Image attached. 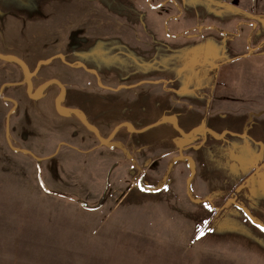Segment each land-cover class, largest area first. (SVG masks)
<instances>
[{
  "label": "rangeland",
  "instance_id": "1",
  "mask_svg": "<svg viewBox=\"0 0 264 264\" xmlns=\"http://www.w3.org/2000/svg\"><path fill=\"white\" fill-rule=\"evenodd\" d=\"M0 50L21 55L24 67L40 58L37 77L58 78L51 62L61 57L81 66V81L75 80L81 85L92 76L97 85L143 78L173 86L188 112L186 125L176 121V96L151 99L149 117L164 113L160 122H173L179 133L173 147L164 161L142 164L154 154L134 147L129 154L125 143L107 138L102 143L110 151L126 149L113 165L99 151L81 156L62 142L45 153L46 135L57 141L68 132L56 125L49 104L28 116L31 123L22 105L16 121L31 133L30 150L13 146L9 120L16 102L5 95L20 85L3 90L0 264H264V147L247 151L254 134L264 135V89L253 85L252 62L264 55V0H0ZM54 53L57 58L49 57ZM232 65L250 85L243 79L224 85L221 75ZM13 67L16 61L0 58L5 75ZM189 93L211 94V117L207 105H198L204 119L195 121ZM75 95L71 90L68 98ZM131 108L125 107L123 125L129 131L147 113Z\"/></svg>",
  "mask_w": 264,
  "mask_h": 264
},
{
  "label": "crops",
  "instance_id": "2",
  "mask_svg": "<svg viewBox=\"0 0 264 264\" xmlns=\"http://www.w3.org/2000/svg\"><path fill=\"white\" fill-rule=\"evenodd\" d=\"M76 17L79 19L78 15H76ZM15 28L17 27L15 26ZM5 52V50H0L1 55ZM56 54L54 53L49 57H55ZM13 55L17 58H20L19 56H21L19 54ZM60 55L64 56L62 53H60ZM261 57L264 58V55H260V57L257 56V58L252 61L255 67L264 66V61L259 59ZM39 60L41 61L39 58L37 59V63L32 64V68L26 66L24 67V65L17 63L18 67H13L14 70L10 76L5 75L0 68V94L3 93V90L6 91L8 86L20 85V90L16 93L9 92L5 95V97H8L16 102L15 111L9 120V131L13 146L15 147H25L29 149V146L26 145V141L31 136V133L28 132V129L20 128L18 122L16 121L19 117L22 105H26L28 107V110L24 111L23 114V116L28 119V116L32 117L42 114L44 112L42 109L43 105L49 104L51 107V115L55 119L56 125L59 127H65L66 131H68L66 138L59 139L57 141L53 140V135H46L47 143L49 138L50 146L44 147L45 153L53 152L54 150L60 148V142H62L65 144V147L75 151L76 154L81 156H88L93 150L99 151L100 155H102L105 160H110V163L112 162L113 165H117L119 161L124 160L126 157L123 151L117 154L110 151L108 147H105L102 142L107 138H112L119 142L121 141V144L125 143L124 145L128 148L127 150L129 154H132V147L139 150L137 151L139 154L144 151H150V153L154 154L147 157L144 161L140 159L139 161L142 164L149 161L153 163H158L159 160L164 161L165 154H167L169 149L173 147L179 133L177 132L173 122H160L159 117L163 116L164 113H155L151 118L149 117V105L151 99L162 98L165 96L170 98V94L174 97L176 96L175 99L179 101V108L175 109L178 116V119L176 120L175 118V120L179 122L183 121L187 125V122L182 120L184 114L188 113L187 111L183 112L182 110V99L184 97H181L180 93L176 92L174 89L175 87L173 86L168 85L167 87V85H150L149 81L143 78H133L131 80L138 81L130 84L116 82V85H97L98 77L92 76L84 78V80L87 79V81H83L84 84L88 83L89 85H81V82L75 81L76 79L80 80L81 66H76L73 64L74 62L67 61L65 59L63 60L61 57L59 59L53 58L51 62V64L56 65L58 71L60 72V74H58V78L53 75L37 77L36 73L39 68H44V65L38 64ZM77 60L79 61V59ZM255 67H253V85H258V90L259 88L264 89V68L257 72L258 68ZM24 69H26V71H28L32 76L27 77ZM70 73H72L73 76H71ZM243 74L246 73H242L239 68L235 69V65H232L230 69H227L226 73L221 75V79L223 78L222 81L225 86H228L236 81L241 82L242 79L244 84L250 85L251 80L249 78L245 80L246 77ZM75 75H77V78ZM51 79H58L62 83L59 85L58 83L48 82ZM120 86L125 87L121 89L119 88ZM227 88L222 91L226 93V90H228ZM71 90L76 92L75 96L77 97L74 100L68 98ZM151 90L152 92H157V95L155 93H151ZM147 91H150V96L147 94ZM193 93H189V100H193L191 102L196 104V108L190 112V115L193 113L195 114V121L198 119L203 120V116L198 118V116L202 115V112H204L199 111L198 105H207V111L208 108L209 111H205V113L211 117L213 114V104H207L209 102L208 97L211 94L207 98H203ZM261 97L263 98L262 103L264 104V96ZM12 100H7L6 102L13 103ZM125 107H132V110H137L143 114L147 112L145 116H141V121L139 122L137 128L133 131H129L125 126H123L126 121H129V119H127L128 117L125 116ZM141 107H144V110ZM28 120L30 121V119ZM135 120L137 121V119ZM30 123L28 126L31 125ZM238 128L241 129L239 125ZM31 129H34L32 125ZM145 137H148V139L146 140ZM239 138L240 137L232 136V140H238L236 143L242 144V142L239 141ZM21 139L25 144L20 143ZM241 139L244 140L243 138ZM253 139V147L251 146L252 149L247 151L258 153L259 147H264V135L254 134ZM232 143H234V141H232ZM141 155L143 154L141 153ZM115 156L117 158H114ZM81 160V165L87 163L84 158H81ZM101 162H103V159ZM101 162L94 163L95 167L90 172L89 177L94 175L96 166Z\"/></svg>",
  "mask_w": 264,
  "mask_h": 264
},
{
  "label": "water",
  "instance_id": "3",
  "mask_svg": "<svg viewBox=\"0 0 264 264\" xmlns=\"http://www.w3.org/2000/svg\"><path fill=\"white\" fill-rule=\"evenodd\" d=\"M0 58H3V59H11V60H14L16 61L18 64L20 65H24L23 64V61L20 60L19 58L15 57V56H9V55H1L0 54ZM130 129V127H129ZM188 158V157H187ZM189 168L191 169V173L192 175H194L196 173V170L194 168V162L193 161H189V164H188ZM190 180V179H189ZM188 180V181H189ZM139 186L142 187V184L139 183ZM108 188V185L106 186ZM201 199H197V202H200ZM231 201H233V203L238 207L240 208L242 211H244V213L250 218L252 219L253 221H255V216L253 215V213L251 212V210L249 208H247L244 204L240 203V202H237L236 201V197L235 198H232ZM258 222V221H257ZM258 224L260 225H263L262 223L258 222ZM264 226V225H263Z\"/></svg>",
  "mask_w": 264,
  "mask_h": 264
},
{
  "label": "flooded vegetation",
  "instance_id": "4",
  "mask_svg": "<svg viewBox=\"0 0 264 264\" xmlns=\"http://www.w3.org/2000/svg\"><path fill=\"white\" fill-rule=\"evenodd\" d=\"M24 70L26 71V69H24ZM26 72H28V71H26ZM31 76H32V75L30 74V75H28L27 77H31ZM51 83H58L59 85H61L60 82L56 81L55 79H53V81H52ZM141 183H142V182H141ZM232 198H234V197H231V198L229 197L228 200L231 202V199H232ZM236 201L238 202V199H237V198H236Z\"/></svg>",
  "mask_w": 264,
  "mask_h": 264
},
{
  "label": "trees",
  "instance_id": "5",
  "mask_svg": "<svg viewBox=\"0 0 264 264\" xmlns=\"http://www.w3.org/2000/svg\"><path fill=\"white\" fill-rule=\"evenodd\" d=\"M224 33H225V32H224ZM44 62H47V61H44ZM40 63H41V62H40ZM42 63H43V62H42ZM119 88H120V87H119ZM123 151L126 152V149H124ZM165 179H166V176H165L164 180H165ZM104 194H105V193H104ZM104 194H103V196H105Z\"/></svg>",
  "mask_w": 264,
  "mask_h": 264
},
{
  "label": "snow or ice",
  "instance_id": "6",
  "mask_svg": "<svg viewBox=\"0 0 264 264\" xmlns=\"http://www.w3.org/2000/svg\"><path fill=\"white\" fill-rule=\"evenodd\" d=\"M258 227H260L259 225H257Z\"/></svg>",
  "mask_w": 264,
  "mask_h": 264
}]
</instances>
